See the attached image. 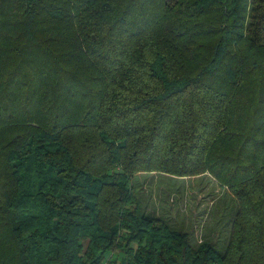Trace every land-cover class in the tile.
Segmentation results:
<instances>
[{"label":"trees","instance_id":"trees-1","mask_svg":"<svg viewBox=\"0 0 264 264\" xmlns=\"http://www.w3.org/2000/svg\"><path fill=\"white\" fill-rule=\"evenodd\" d=\"M142 173L209 174L227 237ZM0 264H264V0H0Z\"/></svg>","mask_w":264,"mask_h":264},{"label":"rangeland","instance_id":"rangeland-1","mask_svg":"<svg viewBox=\"0 0 264 264\" xmlns=\"http://www.w3.org/2000/svg\"><path fill=\"white\" fill-rule=\"evenodd\" d=\"M131 185L140 207L151 214L156 210L174 230L194 234L199 241L211 231L214 240L227 237L220 233L230 222L232 198L209 174L181 179L142 173L133 175Z\"/></svg>","mask_w":264,"mask_h":264}]
</instances>
